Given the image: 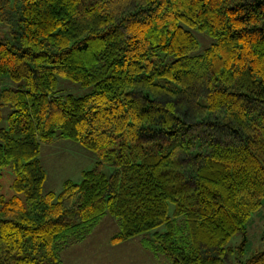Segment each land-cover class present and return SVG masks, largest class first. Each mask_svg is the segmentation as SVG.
Here are the masks:
<instances>
[{
	"label": "trees",
	"instance_id": "obj_1",
	"mask_svg": "<svg viewBox=\"0 0 264 264\" xmlns=\"http://www.w3.org/2000/svg\"><path fill=\"white\" fill-rule=\"evenodd\" d=\"M18 1L0 40L16 83L0 88L15 192L0 195V264H60L106 214L112 244L150 233L171 264H231L228 241L264 202V0ZM192 30L214 39L202 53ZM58 77L93 91L56 96ZM57 136L97 160L43 193L41 146ZM234 249V264H264Z\"/></svg>",
	"mask_w": 264,
	"mask_h": 264
},
{
	"label": "rangeland",
	"instance_id": "obj_2",
	"mask_svg": "<svg viewBox=\"0 0 264 264\" xmlns=\"http://www.w3.org/2000/svg\"><path fill=\"white\" fill-rule=\"evenodd\" d=\"M18 5L20 1L11 0L9 14L2 13L0 16V40H12V29H17ZM197 38L198 48L193 54L202 53L214 39L206 32L192 30ZM58 89L56 96L65 97L68 94L84 96L93 91V86H83L80 82L67 78H57ZM8 76H0V88L15 87ZM10 112L8 106L2 107V126L6 125V116ZM40 161L46 172V179L42 187L43 193L61 190L65 180L80 182L81 172L90 169L96 162V156L70 139L55 137L51 143L42 144ZM113 170L111 165H106L105 174L108 176ZM14 173L11 165H6L1 170L0 195L8 199L15 194L12 188ZM24 199V194H20ZM173 210L169 205V213ZM163 230V227H160ZM119 232V223L110 214L102 217L100 222L86 234V236L60 251V264H171L168 258L161 252H153L148 249L143 240L150 237L138 235L117 244L110 243V238ZM245 235V236H244ZM243 244L244 258L256 251H264V202L262 207L254 212L246 224L245 231H237L228 241L226 247L232 248L228 251L229 261L234 264L237 251L234 249Z\"/></svg>",
	"mask_w": 264,
	"mask_h": 264
},
{
	"label": "crops",
	"instance_id": "obj_3",
	"mask_svg": "<svg viewBox=\"0 0 264 264\" xmlns=\"http://www.w3.org/2000/svg\"><path fill=\"white\" fill-rule=\"evenodd\" d=\"M48 144V143H47Z\"/></svg>",
	"mask_w": 264,
	"mask_h": 264
}]
</instances>
